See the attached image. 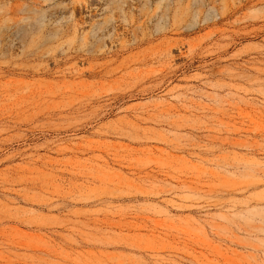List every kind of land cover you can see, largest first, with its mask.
<instances>
[{
    "label": "rangeland",
    "instance_id": "1",
    "mask_svg": "<svg viewBox=\"0 0 264 264\" xmlns=\"http://www.w3.org/2000/svg\"><path fill=\"white\" fill-rule=\"evenodd\" d=\"M0 264H264V0H0Z\"/></svg>",
    "mask_w": 264,
    "mask_h": 264
}]
</instances>
